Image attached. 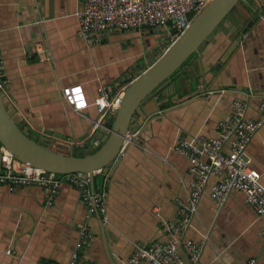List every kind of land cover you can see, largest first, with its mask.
Returning <instances> with one entry per match:
<instances>
[{"label": "crops", "instance_id": "obj_1", "mask_svg": "<svg viewBox=\"0 0 264 264\" xmlns=\"http://www.w3.org/2000/svg\"><path fill=\"white\" fill-rule=\"evenodd\" d=\"M84 0H0V87L7 106L39 141L67 153L89 149L102 128L92 133L99 116L94 105L99 89L117 95V85L133 79L164 41L163 31H113L92 43L78 35V12ZM259 18L248 27L252 17ZM245 32L230 58L220 62ZM219 66V67H218ZM218 67V68H217ZM212 74V76H208ZM208 76V79L206 78ZM81 85L90 107L74 111L64 87ZM205 89L183 103L161 110L176 97ZM264 95V0H243L187 70L168 81L142 106L144 117L108 175L95 176L96 190L107 194L105 218L89 215L81 193L64 185L53 205L39 186L11 189L0 184V264H68L87 225L94 241L82 249L91 264H129L137 247L172 240L167 223H178L179 207L188 205L195 176L188 159L173 150L193 136L216 137L230 119L233 103L247 101V115L260 120ZM101 141L96 139V145ZM252 167L264 186V125L248 146ZM2 169V167H1ZM3 173L5 171L3 170ZM210 177L197 213L183 239L201 247L197 262L180 249L185 264H264V217L233 191L224 206L212 197ZM140 264H149L142 262Z\"/></svg>", "mask_w": 264, "mask_h": 264}, {"label": "built area", "instance_id": "obj_2", "mask_svg": "<svg viewBox=\"0 0 264 264\" xmlns=\"http://www.w3.org/2000/svg\"><path fill=\"white\" fill-rule=\"evenodd\" d=\"M213 0H84V8L78 12V35L92 43L104 39L113 31H163L164 41H169L167 48L175 43L189 28L191 21L187 16L200 14ZM0 61V74H3ZM123 83L119 93L112 97L107 88L99 89L94 102L99 116L94 120L92 133L105 128L107 120L116 115L128 85ZM64 101L76 112L83 113L90 107L84 88L81 85L64 87ZM248 102L237 100L229 120L217 127L218 135L213 138L193 136L173 147V150L188 159L190 172L195 176L190 186L189 204H181L178 211V223H167L166 227L172 240L168 243L154 242L144 247H137L129 258V264H185L180 249L192 262H197L201 247L191 240H184L183 234L190 227L198 205L204 194L210 177L221 176L222 179L212 186V197L220 206H224L233 191L245 195L246 203L255 212L264 217V186L261 174L252 167L248 146L254 136L264 125V95L260 96L261 119L248 117ZM138 133H128L122 150L138 139ZM2 153V172L0 184H8L11 189L19 186H39L48 191L47 205L51 206L60 194L64 185L76 188L89 215H100L105 218L108 198L103 190L93 191L90 174L74 173L60 175L36 168L16 159L4 146ZM3 170L5 173H3ZM103 174L97 171L94 176ZM94 241V235L87 225L79 227V241L68 264H91L82 258V249ZM37 264H59L54 261H43ZM249 264H255V260Z\"/></svg>", "mask_w": 264, "mask_h": 264}, {"label": "water", "instance_id": "obj_3", "mask_svg": "<svg viewBox=\"0 0 264 264\" xmlns=\"http://www.w3.org/2000/svg\"><path fill=\"white\" fill-rule=\"evenodd\" d=\"M242 2L243 0H213L197 16L194 13L189 14L187 19L191 21V24L181 37L168 48V40L161 42L149 57L150 59L146 60L147 64L143 65V68L146 67V69L141 74L133 75L116 115L110 117L105 123V126L110 130L109 134L100 133L97 135L96 139L101 141L100 144L96 145L95 139L91 142L89 149L77 153H67L59 146L39 141L26 129V124L16 118V111L9 109L2 87H0V148L4 146L19 161L48 172L60 175L90 174L91 188L95 191L94 173L101 170L104 175L109 174L111 167L117 162L127 134H134L138 131V128L134 126L144 117L142 106L146 100L168 81L187 70L233 10ZM258 18L259 15L255 14L247 26L250 27ZM244 36L245 32L236 38L221 59L219 66L230 58ZM208 76H212V74ZM0 77L5 79L2 73ZM125 83H129V81H125ZM122 85L123 83L117 85V89ZM205 93L206 90L202 89L183 98L176 97L163 105L161 110H166L177 103H183ZM1 167L2 153L0 151V173L2 172ZM98 217L101 220L100 215ZM104 242L107 255L111 263L114 264L105 232Z\"/></svg>", "mask_w": 264, "mask_h": 264}, {"label": "rangeland", "instance_id": "obj_4", "mask_svg": "<svg viewBox=\"0 0 264 264\" xmlns=\"http://www.w3.org/2000/svg\"><path fill=\"white\" fill-rule=\"evenodd\" d=\"M231 15V14H230ZM162 34H163V32H162Z\"/></svg>", "mask_w": 264, "mask_h": 264}]
</instances>
